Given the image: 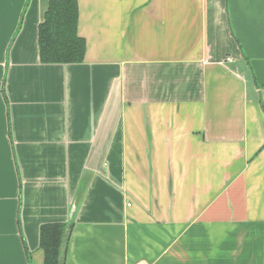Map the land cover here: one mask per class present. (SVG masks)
Wrapping results in <instances>:
<instances>
[{
	"label": "crops",
	"instance_id": "1",
	"mask_svg": "<svg viewBox=\"0 0 264 264\" xmlns=\"http://www.w3.org/2000/svg\"><path fill=\"white\" fill-rule=\"evenodd\" d=\"M80 64H43L49 0H0V264H264V0H77Z\"/></svg>",
	"mask_w": 264,
	"mask_h": 264
},
{
	"label": "trees",
	"instance_id": "2",
	"mask_svg": "<svg viewBox=\"0 0 264 264\" xmlns=\"http://www.w3.org/2000/svg\"><path fill=\"white\" fill-rule=\"evenodd\" d=\"M79 9L77 0H49L44 21L38 27L39 58L43 64H80L86 43L78 35ZM71 225H46L41 228L40 248L43 264L59 261L63 240H68Z\"/></svg>",
	"mask_w": 264,
	"mask_h": 264
},
{
	"label": "water",
	"instance_id": "3",
	"mask_svg": "<svg viewBox=\"0 0 264 264\" xmlns=\"http://www.w3.org/2000/svg\"><path fill=\"white\" fill-rule=\"evenodd\" d=\"M65 248H66V240L64 239L63 243L61 245L60 254H59V257H58V260L60 262L63 261V259H64Z\"/></svg>",
	"mask_w": 264,
	"mask_h": 264
}]
</instances>
